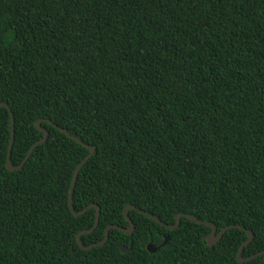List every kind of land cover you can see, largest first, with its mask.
<instances>
[{"label":"trees","instance_id":"16d2710c","mask_svg":"<svg viewBox=\"0 0 264 264\" xmlns=\"http://www.w3.org/2000/svg\"><path fill=\"white\" fill-rule=\"evenodd\" d=\"M0 102L13 165L37 119L94 148L72 192L100 208L84 245L133 205L241 225L242 256L264 250V0H0ZM9 121L0 107V264H264L237 261L239 228L209 246L205 225L136 210L132 234L81 249L95 210L73 215L68 192L88 150L42 121L10 171Z\"/></svg>","mask_w":264,"mask_h":264},{"label":"water","instance_id":"95a60500","mask_svg":"<svg viewBox=\"0 0 264 264\" xmlns=\"http://www.w3.org/2000/svg\"><path fill=\"white\" fill-rule=\"evenodd\" d=\"M0 107H5L8 110V113H9L10 140H9L8 151H7L6 168L8 170H10V171L16 170V169H19L20 167H22V165L26 162V160L28 159V157L32 153L33 149L37 145L43 143L46 140V138L48 136V131H47L46 128L41 126V122L42 121H46V122L52 124L55 128H57L58 130L63 132L70 139H72L73 141L81 144L82 146H84L88 150V154L85 155L80 160V162L76 165V167L74 168V171H73V174H72V178H71V181H70L69 192H68V206H69V209H70V211H71V213L73 215H75V216L82 215L87 210L92 209V208H94V210H95V218H94L93 225L89 229L81 230V231H79L76 234V243L81 249L90 250L94 246H99V245L104 244L107 241V239H108L109 230L110 229H118V230L122 231L125 234H132V232L134 230V224H133L132 220L130 219V217L128 215V210H136V211L141 212L142 214H144L148 218L152 219L153 221L157 222L158 224L164 226L168 230H173V229L177 228L179 226V224H180V220H181L182 217H184V218H186L188 220H191V221H193L195 223L205 225V226L210 228V232L203 238V240L206 241L207 245H209V246H213L215 243H217L220 240V238L222 237V235L227 230H229L231 228H239V229L243 230L245 232V234H246V239L239 246V248L237 250V253H236V259H237V261L239 263H243V262L249 261V260H251L253 258H256L257 256H261V255L264 254V250H262V251H260V252H258L256 254H252V255H249V256H242V251H243L244 247L246 245H248L253 239V232L250 229H247V228H245V227H243L241 225H227V226L223 227L220 231L217 232V228H216V226L213 223H211L209 221H204V220L198 219L197 217H195V216H193L191 214H185V213H177L175 215V217H174V223L173 224H167V223H164L163 221H161L158 217L152 215L151 213H149V212H147L145 210H142V209H140L138 207H135L133 205H127V206H125L123 208V216H124L125 220L128 222V227H122V226H119L117 224H110V225H108L105 228L104 236H103V239L101 241L92 243V244L87 245V246L84 245L82 243V241H81V235L92 232V230L97 226L98 220H99V215H100V208H99V206L97 204L91 203L88 206L84 207L83 209H81L79 211H75L74 208H73V205H72V192H73V189H74V186H75V182H76V179H77L78 172H79L80 168L82 167V165L92 156V154L94 153V148L91 145H88L87 143L81 141L76 136L70 134L67 131V129L53 124L48 119H37L35 121V127L41 131L42 137L39 140L35 141L31 145V147L29 148L27 154L25 155L23 160L20 162V164L13 165L11 163V161H10V154H11V149H12V144H13V137H14V118H13V114H12L10 108L8 107V105L6 103L0 102ZM166 241H167V236H164V240H163L161 245H164L166 243ZM156 249L157 248L154 247L152 244H150V243L147 244V250H149L150 252H154ZM120 250L122 252H128L129 248H125L123 246H120Z\"/></svg>","mask_w":264,"mask_h":264}]
</instances>
